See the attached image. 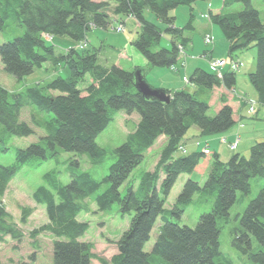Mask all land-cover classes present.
Masks as SVG:
<instances>
[{"label": "trees", "instance_id": "obj_1", "mask_svg": "<svg viewBox=\"0 0 264 264\" xmlns=\"http://www.w3.org/2000/svg\"><path fill=\"white\" fill-rule=\"evenodd\" d=\"M198 1L203 0H0V32L6 29L10 19L25 27L23 34L0 45L4 69L18 79L45 63L54 67L66 65L70 70L68 77L57 75L43 85L28 86L22 91L10 92L0 86V124L5 131L17 136L36 132L20 118L25 106L37 105L41 112L50 114L49 118L32 114L34 125L43 129L44 134L38 142L20 149L12 164L0 165L1 234L17 235L1 199L17 172L34 157L47 159L59 150L76 155L86 153L92 163L98 164L110 151L97 143V137L114 118V110L123 109L129 114L138 111L141 118L126 141L112 150L116 159L109 173L102 180L96 179L90 172L80 170L77 158L68 167L71 179L66 184L57 170L46 173L45 184L35 190L33 199L45 205L49 220L34 229L32 235L48 232L56 237L53 264H92L96 256L94 244L81 239L89 223L80 221L78 215L89 210L87 198L105 182L109 187L96 197L98 208L106 210L118 202L121 213L131 215V222L117 241L118 252L109 261L101 258L102 264H234L220 248L222 223L229 221L238 192L249 193L251 179L264 178V140L250 147L249 157L236 152L224 161L214 151L204 184L189 177L174 206L168 209L166 200L180 174L199 169L202 157L205 159L209 154L194 150L176 155L187 131L198 126L202 135L219 133L235 124L234 109L227 97H220L221 106L214 116L208 114L209 103L199 99L196 92L165 90L171 97L169 102L148 98L136 86L137 71L144 75L139 66L132 69L118 64L104 66L99 63L98 50L89 47H71L60 53L46 37H69L80 43L87 38L89 30L108 29L117 16H133L139 22L133 45L151 67H171L180 60V48L189 44L185 32L194 28L193 5ZM234 2H242L244 8L225 12ZM182 5L190 8V16L184 26H178L171 12ZM146 10L152 11L163 26L148 19ZM210 19L220 25L231 58L243 49L258 48L256 69L249 73V79L259 102L264 104V23L259 10L252 0H224L222 10L211 12ZM163 35H168L170 47L161 46ZM87 75L90 83L80 87ZM189 79L201 88L224 86L231 90L237 75L236 71H226L219 78L214 72L197 67ZM162 135L167 143L155 168L142 172L138 189L130 181L127 193L122 196L120 187ZM198 192L204 201L213 199L211 211L203 213L195 227L175 222L173 218L182 216ZM33 211L23 208L22 219H27ZM158 219L162 221L158 237L152 250L146 251V242ZM232 243L248 256L250 264H264V185L248 204L240 225L233 230ZM0 264H3L1 260Z\"/></svg>", "mask_w": 264, "mask_h": 264}, {"label": "rangeland", "instance_id": "obj_2", "mask_svg": "<svg viewBox=\"0 0 264 264\" xmlns=\"http://www.w3.org/2000/svg\"><path fill=\"white\" fill-rule=\"evenodd\" d=\"M252 4L259 10L261 20L264 23V0H252ZM243 8L244 4L242 2H234L231 5H228L224 11L236 12L242 10ZM188 10H190L189 7L184 5L172 10L171 13L176 16V21L178 23L185 25L189 19L190 11ZM194 13V28L187 29L185 35L189 37V46L191 43L194 44L196 53L201 51L204 47H207L206 50H211V47L214 45L205 44L204 37L207 33L214 36V43L217 41L216 38H218V36H216V32L209 29V26L211 27L212 25L215 27L221 38L227 43V39L220 25L213 23L206 17H203V15L197 10L194 11ZM145 14L147 18L152 17L158 22L157 17L152 13V11L146 10ZM8 22L9 25L6 29L3 32H0V45L7 39H12L17 35L24 33V26L14 24L11 19ZM121 23L124 24L125 31L118 33L114 27L120 25ZM158 23L162 25L161 22ZM137 29L136 21L134 19L129 18V16H121L118 20L115 19L108 29L93 28L89 30V48L92 50H98L99 63L104 66H112L116 63L115 61H119V52L123 51H126L129 54L134 52L137 61H145L147 60L146 57L133 45L132 42L137 37L139 31ZM52 42L56 46L57 51L60 53L65 52L68 48L78 46L74 40L63 36H54L52 38ZM170 44L168 35H163L161 46L170 47ZM189 53V55H191V52ZM233 57L241 62L240 69L236 71L240 85L238 90L253 95L254 98H247L257 104V111L251 114L248 113L249 117L246 118L247 124L250 127V131H255L257 135H263L264 104L259 102L257 97L258 93L249 79V73L256 69L258 48L256 46H252L243 49L234 53ZM226 58L229 61L232 59L229 55H227ZM212 59H214V56L211 55L209 57V61ZM120 61L122 67L131 69L127 59H121ZM203 63L206 65V68H208L206 62L203 61ZM178 67L180 69L185 68L181 62H178ZM57 75L68 77L70 75V70L66 65H56V67H54L51 63H45L43 66L37 67L32 74L24 77L23 79H18L15 75L4 69V64L0 56V86L8 89L10 92L22 91L28 86L39 84L43 85ZM89 83L90 77L87 75L83 83L80 84V87H85ZM248 85L252 88V90H254V94L247 91ZM200 88L201 87L197 86V89L194 90L191 85H188L190 92H196L199 99L205 100L209 103L210 107L208 114L210 116H214L219 110L221 101L219 102V100H213L215 92L212 89L202 87V90H200ZM33 113H39L47 118L50 117V114L41 112L37 105H28L23 107L20 115L21 120L26 121L36 130V132L31 135H14L5 131L0 124V136L2 139L0 141V165L12 164L15 161L17 153L20 149H25L32 143L38 142L40 137L44 134L43 129L37 128L34 125L32 121ZM140 118L141 116L138 111H134L129 114L123 109L114 110V118L97 137V143L110 151L106 158L98 164L92 163L91 158L86 153L76 155L72 151L59 150L57 155L49 156L47 159L34 157L17 172V174L10 181L5 195L1 198L11 215L10 221L17 228L16 236L0 233V260L3 264H13L19 261H27L28 264H53V242L56 237L48 232L37 234V236L32 235V231L34 229L47 223L49 220L45 205L36 203L33 199V193L39 186L45 184L44 175L53 170L58 171L59 178L63 183H68L71 179L68 167L72 164L75 158L80 161V170L88 171L96 179L102 180L109 173V168L116 159L112 150L126 141L128 134L136 129ZM198 128V126L191 127L185 135L184 140H188V149L185 145L188 153L192 152L193 149L197 147L194 145L195 139H200L202 145H199L197 148H199L198 151H203L204 147L208 144L207 142L215 138L219 139L218 145L221 152L223 151L221 158L224 161L229 160L230 157L238 151L236 149H231L228 144L223 143L222 138L226 135V131L202 135L197 131ZM161 142V139H159L155 143V146L148 150L144 160L133 170L128 181L120 187L122 196L127 193L130 181H132L134 189H138L139 178L142 172L153 170L155 168L164 147ZM211 145V149L213 150L215 145ZM208 148L210 150V147ZM241 153L247 157L250 155V152L245 154L244 152ZM180 154L184 153L179 150L176 155ZM206 156L212 158L213 154H208ZM204 157H202V161H204ZM203 165L191 174H180L166 200V208L170 209L174 206L186 180L189 177L199 181L201 185L204 184L208 176V170H205ZM263 185V177H253L251 179V191L249 193H244L242 191L238 192L237 199L230 208L229 221L222 223L220 248L233 260L234 264H250L248 256L243 254L233 245V230L235 227L240 225L241 216L250 201L258 195ZM108 187L109 184L104 182L95 193L91 194L87 198L90 205L89 210L82 211L78 215V219L80 221L89 223V228L81 239L91 241L94 244L93 252L96 256L93 259L92 264H102L100 261L101 258L109 261L112 256L118 252L117 241L120 239L123 232L129 227L131 222V215L122 214L118 202H115L106 210H100L98 208L96 197L104 192ZM212 205L213 199L204 201L201 197V193L198 192L195 194L193 202L185 209L182 216L180 218L174 217L173 220L180 225L195 227L199 222L200 216L205 212L211 211ZM23 208H33L34 210L33 213L25 220L22 219ZM161 224V219H158L154 229L152 230L150 240L146 242V251L152 250L158 237L159 226ZM254 246H258L256 240L254 241Z\"/></svg>", "mask_w": 264, "mask_h": 264}, {"label": "crops", "instance_id": "obj_3", "mask_svg": "<svg viewBox=\"0 0 264 264\" xmlns=\"http://www.w3.org/2000/svg\"><path fill=\"white\" fill-rule=\"evenodd\" d=\"M223 4H224V0L198 1L193 5V7H194L193 10L194 11L197 10L200 14L203 15V17H206L211 12H213V13L220 12L223 8ZM188 11H190V10H188ZM189 14H190V12H189ZM119 18H121V17H118V16L115 17L116 20H118ZM129 18H132L136 21V26L138 28L137 30H139V22L137 21V19L134 18L133 16H129ZM148 18H150V20H152L154 22H157L152 17H148ZM206 18L208 20L212 21L210 18H208V17H206ZM176 25L184 26L181 23H178L177 21H176ZM209 29L216 32V34H217L216 36H218V38H216L217 41L211 47V50H206L207 47H204L201 51L198 52L200 54L196 53V48H195L194 44L191 43L190 46H189V44H187V46L185 48L187 55L185 57H182V59H181V62H184V67H185L184 69L179 68L177 71H175L171 67H151L148 63V60L137 61L134 52L129 54L126 51L119 52V58L120 59H119V61H115L116 62L115 64L121 65L120 60L121 59L122 60L127 59L129 61V66H131V69L135 66H139L140 68H142L144 70V75H145V78L148 81V83L155 88L171 90V91L180 90V89L190 91L188 89V85H191V84H188L184 81L183 78L185 76L190 77L191 73L197 67H201V68H204L206 70L211 71V67L209 65V57L211 55L214 57H218V58H226L227 55H229L228 41L226 43L221 38V36L217 33V31L213 25L211 27L209 26ZM213 38H214V36H213ZM204 42H205V40H204ZM101 48H102V45H101ZM208 51H209V53H208ZM189 52H191V55H189L190 54ZM203 61L206 62L208 68H206V65L203 63ZM134 62H137V63H134ZM139 62H141V63H139ZM231 70H232L231 69V62L228 60L226 66L224 67V71H231ZM191 87L194 88V90L197 89V86L191 85ZM239 87H240L239 79L237 76L236 86L233 89L228 90L224 86H221V87H215L212 90L215 92L214 99H213L214 101L219 100V102H220V97L222 95H225L228 99V103L233 107L234 119L236 122L232 128H230L228 131H226V135L224 137H227L228 140H230V141L235 140L237 137H239L240 141L238 142L236 150H238L237 152H239V153L244 152V154H245V153L250 152V147L256 141L264 140V134L263 135H257V133L255 131H250V129H249L250 127L247 124V120H246V118L249 117L248 116V113H249L248 112V106L246 104V101H247V97H253L254 98V96L250 95L247 92L239 91L238 90ZM200 90H202V88H200ZM247 91L254 94V92H253L254 90H252V88L249 85H248ZM257 97H258V95H257ZM220 106H221V102H220ZM236 113H237V115H236ZM197 131L201 133L200 128H198ZM159 139H161V141H162L161 143L163 144V146H165V144L167 143L166 136L162 135L158 138V140ZM218 141H219V139L215 138V139L207 142L208 144L204 147V149L206 147H210V150H212L211 144H214L215 147L213 148V150L211 152L213 153L214 151H216L219 153L220 157H222L223 151L221 152V149L218 145ZM184 145H186V147L188 149V140L187 141L184 140ZM194 145H196L197 147H199V145H202L200 139H195ZM154 146H155V144H154ZM197 147L195 149H193V151L199 150V148H197ZM150 149H152V148H150ZM210 162H211L210 157H207L204 159V161L200 162V167H202V165L204 164L203 165L204 169L208 170Z\"/></svg>", "mask_w": 264, "mask_h": 264}, {"label": "built area", "instance_id": "obj_4", "mask_svg": "<svg viewBox=\"0 0 264 264\" xmlns=\"http://www.w3.org/2000/svg\"><path fill=\"white\" fill-rule=\"evenodd\" d=\"M116 30H117L118 32H122V31L125 30V28H124L123 25H119V26L116 28ZM205 42H206V44H208V45L212 44V43H213V37H212L211 35H207V36L205 37ZM79 47H80V48H85V47H87V41H82V42L79 44ZM224 64H225V60H224V59H220V58H215V57H214V59H212V60L210 61V65H211V67L217 69V74H218L220 77H222L221 68L224 66ZM233 67H234L235 69H237V68L239 67V63H238V62H233ZM185 81H188V78L185 77ZM248 103H249V105H250L249 111H250V112H255V110H256V104H255V102H254V101H251V100H248ZM223 141L226 142L227 139L224 138ZM237 142H238V141L231 142V143H230V146H231L232 148H234V147L236 146ZM180 149L186 151L182 146L180 147ZM206 151H207V150H206Z\"/></svg>", "mask_w": 264, "mask_h": 264}, {"label": "water", "instance_id": "obj_5", "mask_svg": "<svg viewBox=\"0 0 264 264\" xmlns=\"http://www.w3.org/2000/svg\"><path fill=\"white\" fill-rule=\"evenodd\" d=\"M136 86L138 90L148 98H156L161 101L169 102L171 97L164 90L160 88H154L145 79L141 71H137Z\"/></svg>", "mask_w": 264, "mask_h": 264}, {"label": "bare ground", "instance_id": "obj_6", "mask_svg": "<svg viewBox=\"0 0 264 264\" xmlns=\"http://www.w3.org/2000/svg\"><path fill=\"white\" fill-rule=\"evenodd\" d=\"M182 6H184V5H182ZM179 7H180V6H179ZM180 52H181V50H180ZM211 71L214 72V73L217 75V69L212 68ZM204 152H207V151H204ZM207 153H208V152H207ZM209 154H212V152H209Z\"/></svg>", "mask_w": 264, "mask_h": 264}]
</instances>
